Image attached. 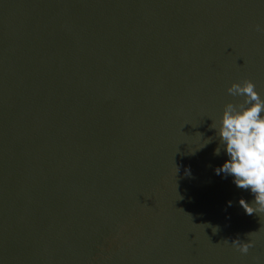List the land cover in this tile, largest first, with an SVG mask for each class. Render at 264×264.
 Here are the masks:
<instances>
[{"label": "water", "instance_id": "obj_1", "mask_svg": "<svg viewBox=\"0 0 264 264\" xmlns=\"http://www.w3.org/2000/svg\"><path fill=\"white\" fill-rule=\"evenodd\" d=\"M257 25L264 0H0V264H264L211 127L233 82L264 98Z\"/></svg>", "mask_w": 264, "mask_h": 264}, {"label": "clouds", "instance_id": "obj_2", "mask_svg": "<svg viewBox=\"0 0 264 264\" xmlns=\"http://www.w3.org/2000/svg\"><path fill=\"white\" fill-rule=\"evenodd\" d=\"M256 29L264 31V26L257 25ZM227 93L243 99L240 103H226L219 127L214 123L211 125L220 138V146L214 150V155L219 156L223 149L228 157L214 171L216 175L223 174L224 178L231 176L236 187L250 190L254 195L251 204L243 198L239 200L247 215L264 213V98L256 90L255 84L247 79L233 82L227 88ZM208 143H211V138L200 148ZM231 205L232 202L228 201V206ZM253 233L247 234V241L237 237L231 244L240 253L247 254L254 247L251 239Z\"/></svg>", "mask_w": 264, "mask_h": 264}]
</instances>
